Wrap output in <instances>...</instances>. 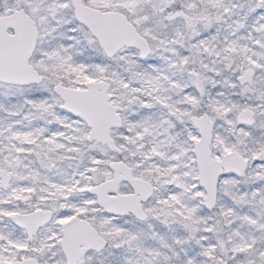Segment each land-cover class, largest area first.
Wrapping results in <instances>:
<instances>
[{"label":"snow or ice","instance_id":"6c2138e0","mask_svg":"<svg viewBox=\"0 0 264 264\" xmlns=\"http://www.w3.org/2000/svg\"><path fill=\"white\" fill-rule=\"evenodd\" d=\"M0 264H264V0H0Z\"/></svg>","mask_w":264,"mask_h":264}]
</instances>
